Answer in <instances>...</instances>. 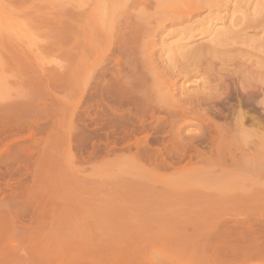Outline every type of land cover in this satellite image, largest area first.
Instances as JSON below:
<instances>
[{
    "label": "rangeland",
    "instance_id": "obj_1",
    "mask_svg": "<svg viewBox=\"0 0 264 264\" xmlns=\"http://www.w3.org/2000/svg\"><path fill=\"white\" fill-rule=\"evenodd\" d=\"M165 1L0 43V264H264V0Z\"/></svg>",
    "mask_w": 264,
    "mask_h": 264
},
{
    "label": "bare ground",
    "instance_id": "obj_2",
    "mask_svg": "<svg viewBox=\"0 0 264 264\" xmlns=\"http://www.w3.org/2000/svg\"><path fill=\"white\" fill-rule=\"evenodd\" d=\"M165 2V0H0V43L41 44L40 41H44L50 44L61 41L58 39L60 35L56 36L57 39L49 36L41 39L36 32L45 28L67 29L71 33L75 30L79 34H71L67 38L88 45L101 41L108 44L126 42L136 44L138 33L145 29L149 31L154 15L160 11L164 12L167 6ZM154 20L157 21L156 18Z\"/></svg>",
    "mask_w": 264,
    "mask_h": 264
}]
</instances>
